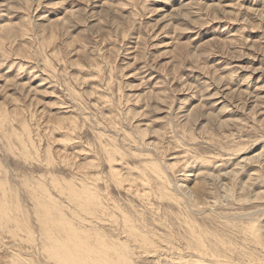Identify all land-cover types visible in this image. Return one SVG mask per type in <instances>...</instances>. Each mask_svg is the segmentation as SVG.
I'll return each instance as SVG.
<instances>
[{
  "label": "rangeland",
  "instance_id": "obj_1",
  "mask_svg": "<svg viewBox=\"0 0 264 264\" xmlns=\"http://www.w3.org/2000/svg\"><path fill=\"white\" fill-rule=\"evenodd\" d=\"M100 240L264 264V0H0V264Z\"/></svg>",
  "mask_w": 264,
  "mask_h": 264
},
{
  "label": "bare ground",
  "instance_id": "obj_2",
  "mask_svg": "<svg viewBox=\"0 0 264 264\" xmlns=\"http://www.w3.org/2000/svg\"><path fill=\"white\" fill-rule=\"evenodd\" d=\"M72 190V189H71ZM75 191V190H74ZM71 192V191H70ZM79 194H74L75 196L77 197H80L81 194L80 192H78ZM73 194V193H72ZM84 200H87V204L89 205V203H91L92 201V198L88 197V196H85V197H82ZM184 198V197H183ZM89 200V201H88ZM91 201V202H90ZM86 204V206H87ZM92 204V203H91ZM85 206V205H84ZM85 206V207H86ZM94 211V210H93ZM88 212V211H87ZM97 212V211H96ZM94 214V213H93ZM99 217V216H98ZM99 219V218H98ZM68 222V221H67ZM109 222V221H108ZM69 223V222H68ZM71 223V222H70ZM68 224V225H71V224ZM67 225V224H66ZM127 225V224H126ZM70 227V226H69ZM127 227V226H126ZM130 228V227H129ZM71 229V228H69ZM78 229V228H77ZM48 230V229H47ZM129 230V229H128ZM127 230V231H128ZM46 231V230H45ZM71 231V230H70ZM133 231V230H131ZM78 232V231H77ZM79 233V232H78ZM95 233V232H94ZM80 234V233H79ZM99 234V233H98ZM81 235V234H80ZM96 235V233H95ZM79 236V235H78ZM83 236V234H82ZM80 236V237H82ZM86 236V235H85ZM84 236V237H85ZM50 237V236H49ZM133 237V236H132ZM79 238V237H78ZM77 239V238H76ZM80 239V238H79ZM55 240V239H54ZM103 240V239H102ZM98 241L100 242L99 246L96 247L94 249V255L95 257L92 258L93 256L90 255L89 257L88 256H80L78 255L77 256H74V254L71 252V250H67L66 249V245H60L58 244V241H53L51 242L50 246H49V249L51 248V252L58 257V259H60L61 261L67 263V264H91V260L90 259H93L92 263H96V264H113V263H116V261L113 260V258L111 257V253H114L116 252L115 249H114V246L112 245H109V244H104L103 242L104 241ZM83 240L80 239L79 242H81V245H84L82 244ZM86 241V240H85ZM120 242V241H119ZM199 242V241H198ZM112 243V242H111ZM74 245V244H73ZM71 249V248H70ZM123 249V248H122ZM114 251V252H113ZM49 252V251H48ZM111 252V253H110ZM47 253V252H46ZM92 253V251H91ZM50 254V253H49ZM77 255V254H75ZM116 255H117V252H116ZM115 257V256H114ZM55 258V257H54ZM83 260H82V259ZM117 258V257H116ZM114 258V259H116ZM57 259V258H55ZM118 260V258H117ZM118 264V263H117Z\"/></svg>",
  "mask_w": 264,
  "mask_h": 264
}]
</instances>
